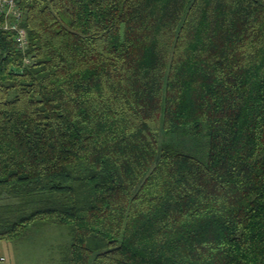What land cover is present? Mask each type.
<instances>
[{
	"label": "trees",
	"instance_id": "obj_1",
	"mask_svg": "<svg viewBox=\"0 0 264 264\" xmlns=\"http://www.w3.org/2000/svg\"><path fill=\"white\" fill-rule=\"evenodd\" d=\"M17 4L0 240L50 223L61 264H264V0Z\"/></svg>",
	"mask_w": 264,
	"mask_h": 264
},
{
	"label": "rangeland",
	"instance_id": "obj_2",
	"mask_svg": "<svg viewBox=\"0 0 264 264\" xmlns=\"http://www.w3.org/2000/svg\"><path fill=\"white\" fill-rule=\"evenodd\" d=\"M70 243L67 226H32L24 239L0 240V253L6 258L2 264H61Z\"/></svg>",
	"mask_w": 264,
	"mask_h": 264
},
{
	"label": "built area",
	"instance_id": "obj_3",
	"mask_svg": "<svg viewBox=\"0 0 264 264\" xmlns=\"http://www.w3.org/2000/svg\"><path fill=\"white\" fill-rule=\"evenodd\" d=\"M0 29L12 33L16 47L24 52L28 46V36L26 29L22 26L23 14L17 0H0ZM25 63H29L27 58ZM5 256L0 254V264L5 261Z\"/></svg>",
	"mask_w": 264,
	"mask_h": 264
},
{
	"label": "crops",
	"instance_id": "obj_4",
	"mask_svg": "<svg viewBox=\"0 0 264 264\" xmlns=\"http://www.w3.org/2000/svg\"><path fill=\"white\" fill-rule=\"evenodd\" d=\"M0 254H2V253H0Z\"/></svg>",
	"mask_w": 264,
	"mask_h": 264
}]
</instances>
